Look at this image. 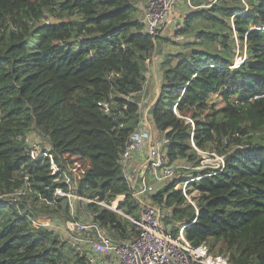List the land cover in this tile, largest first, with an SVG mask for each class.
Masks as SVG:
<instances>
[{
  "label": "trees",
  "instance_id": "trees-1",
  "mask_svg": "<svg viewBox=\"0 0 264 264\" xmlns=\"http://www.w3.org/2000/svg\"><path fill=\"white\" fill-rule=\"evenodd\" d=\"M190 1L198 8L176 34L193 39L164 65L149 115L168 141L170 163L198 167L192 143L222 156L224 168L187 171L200 177L187 186L197 213L173 190L185 177L152 198L186 223L193 247L205 244L230 264H264V0H245V11L242 0ZM136 11L131 0H0V264H88L86 252L68 257L52 230L31 225L59 207L68 211L64 200L45 206L35 195L5 196L24 178L47 199L57 186L48 158L25 154L19 138L31 131L91 201V220L120 240L138 238L137 226L93 202L125 195L118 207L135 211L120 158L138 124L137 94L156 46ZM215 94L224 107L209 102Z\"/></svg>",
  "mask_w": 264,
  "mask_h": 264
},
{
  "label": "built area",
  "instance_id": "built-area-1",
  "mask_svg": "<svg viewBox=\"0 0 264 264\" xmlns=\"http://www.w3.org/2000/svg\"><path fill=\"white\" fill-rule=\"evenodd\" d=\"M177 0H147L145 2L143 13L144 32L156 36L162 27V23L170 18L174 4ZM244 2V0H242ZM247 10L246 3H243ZM187 6L192 7L190 0H187ZM242 60L245 58V49L243 51ZM150 59V58H149ZM146 61V65L149 62ZM242 60H239L240 64ZM147 78L143 89L137 94V115L138 124L133 133L130 134L124 152L120 158V166L122 177L129 189V196L137 215L127 214L118 206L125 199V195L116 196L121 200L113 205V201L109 203L93 201L97 205L111 211L116 216L126 219L131 224L140 229L138 238L127 240H116L110 237L106 230L94 221H84L74 216L73 203L85 200L77 194V182L73 177L55 162L49 150L38 149L30 139V133L19 140L23 142L25 154L32 160L38 158H48L50 174L53 177V183L57 186L52 191L50 199L45 198L40 193H36L31 188V184L27 178H24V186L7 196L11 201L18 199L25 200L28 196L35 195L38 203L45 206L59 205V202H66L69 220L65 222L64 227L68 234L77 237L79 242H85L88 247L87 260L88 264H230L226 256H214L209 252L205 244L193 247L186 240L184 230L186 223L179 221L175 223V231L171 228L172 224L166 222L167 217H171V210L161 207L154 202L152 196L156 195L158 186L170 184L177 179L181 171L200 170L206 168L200 163L198 167H190L188 165H178L176 162L170 163L166 156V146L168 141H153L149 130L146 131L145 124L148 123L149 108H147L144 99L146 92ZM139 97L141 100H139ZM105 112H108L107 104H101ZM143 128V129H142ZM37 134V132H35ZM150 134V136H149ZM39 135V134H37ZM194 150L202 157L214 154L200 151L194 147ZM137 152H143L145 158L137 166L132 163L133 155ZM219 165L216 167L219 171L224 168L223 157H216ZM200 177L193 178L185 176V180L178 182L173 190L181 192L184 199L190 204L197 213L194 202L188 197V184ZM60 185H65L62 188ZM45 190H48L46 187ZM4 195H0V199ZM18 198V199H17ZM53 200V201H52ZM91 202L89 200H86ZM62 204V202H61ZM81 208V206H79ZM164 210L169 212L165 213ZM170 213V214H169ZM169 214V215H168ZM191 221V224L194 223ZM31 225L34 228H46L41 218H31Z\"/></svg>",
  "mask_w": 264,
  "mask_h": 264
},
{
  "label": "rangeland",
  "instance_id": "rangeland-1",
  "mask_svg": "<svg viewBox=\"0 0 264 264\" xmlns=\"http://www.w3.org/2000/svg\"><path fill=\"white\" fill-rule=\"evenodd\" d=\"M131 2L136 6V18L140 21L143 22L142 18H143V13H144V7H145V2L143 0H131ZM202 3V5L205 4H211L214 2V0H201L200 1ZM245 2V0H244ZM242 2V4L244 3ZM241 3V2H240ZM190 4L192 7H195V4L193 2L190 1ZM141 6V7H140ZM247 6V5H246ZM241 7V5H240ZM198 8V7H197ZM200 8H207V6H202ZM245 6L243 4V10L245 11ZM195 9H192L190 7L187 6V0H177L174 4L173 10L171 12V16L169 19H167L165 22L162 23V27L160 28V30L158 31V34L155 36L156 41H155V49L149 59L148 64L146 65V77H147V83H146V92H145V98L148 95V91L150 92V81L152 79V76L154 77L153 80V84H155L154 88L159 86L161 83V76L160 73H162V71L164 70V65L166 64V62L169 61V59L171 58V56H173L174 54H177L179 52H188V47H186V44L189 41H192V35L191 33L188 34H183V35H177L176 31L179 30V27H181L182 25V20L183 17H185V15L191 11H193ZM51 19H48V21ZM231 23V20H230ZM195 25V24H194ZM237 46H238V40H235V49L237 50ZM244 54V53H243ZM244 57V56H243ZM240 59H236L235 60V65H237L240 61ZM151 74V75H149ZM159 75V76H158ZM157 95V92L155 90V97ZM155 97L153 98V100L155 99ZM139 100H141V98L139 97ZM209 102H212L216 108H222L224 107V103L222 102V99L219 95L215 94L212 95L211 98L209 99ZM149 115V112H147ZM146 118L148 119L149 123L145 124V129L146 131L149 130V133L152 136L153 141H163L165 140L164 134L157 131L153 125L151 116L146 115ZM143 129V128H142ZM149 134V136H150ZM30 136H32L30 139L33 141L32 143L34 145H36L38 147V149H42V150H49V145L48 142L43 139L40 135H37L34 131L30 132ZM210 154V153H208ZM214 154V153H211ZM200 155V154H198ZM216 157H221L218 156L216 154H214ZM215 156H209L206 155L204 157L201 156V161L200 163H202V165L206 168H215L218 167L219 162L218 160L215 158ZM178 165H186L185 162L182 161H177L176 162ZM177 176H181V177H185V176H190V174L187 173V171L182 172L181 174L177 175ZM192 177V175L190 176ZM179 179V178H178ZM167 184V183H165ZM164 184V186H166ZM164 186H158V190L163 189ZM188 197L193 200V197L196 196V192H192L190 195L187 194ZM119 198V197H118ZM118 198H116L114 201H116ZM87 203H89L86 200H82L80 202L75 201L73 203V210L74 211V216L78 219L84 220V221H90L91 220V213L90 211H88L86 209V205ZM79 206H81V208H79ZM165 213L169 212L168 210H164ZM126 213V212H125ZM170 214V213H169ZM168 214V215H169ZM134 215H137V212L134 211ZM41 220H43V223L45 225H47L46 228L52 230L58 240L60 245H62L63 250L65 251V254L68 257L74 256L76 253H84L86 252L85 249H83L84 247L80 244V242L77 239L76 235H70L66 232L64 224L66 221L69 220L70 216H69V212L66 211L63 207H59L56 210V213L52 215H46L45 217H40ZM167 220L170 221V223L172 224L171 228L175 231V233H177V229H175V220L172 219L170 216L167 217ZM125 222V221H123ZM106 232L110 235V237H112L113 239H118L120 240V238H118V234L116 232H111L109 229H106Z\"/></svg>",
  "mask_w": 264,
  "mask_h": 264
},
{
  "label": "crops",
  "instance_id": "crops-1",
  "mask_svg": "<svg viewBox=\"0 0 264 264\" xmlns=\"http://www.w3.org/2000/svg\"><path fill=\"white\" fill-rule=\"evenodd\" d=\"M141 7V6H140ZM161 74L162 73H160V76H161ZM149 75H151V74H149ZM146 76V75H145ZM154 76V75H153ZM152 76V79H154V77ZM159 76V75H158ZM147 78V77H146ZM151 79V81H150V89H151V91L149 92L148 91V95L146 96V98L144 99V102H145V104H146V106H147V108H149L150 109V107H151V104H152V101H153V98L155 97V90H156V92H158V88H159V86H157V87H155L154 88V86H155V84H153V80ZM148 118H149V115H148ZM149 123V122H148ZM144 158H145V154L143 153V152H137L136 154H134L133 155V160H132V163H133V165L134 166H137L140 162H142L143 160H144ZM80 244L84 247L83 249H85V251H86V254L88 253V247H87V245L85 244V242L83 243V242H80Z\"/></svg>",
  "mask_w": 264,
  "mask_h": 264
},
{
  "label": "bare ground",
  "instance_id": "bare-ground-1",
  "mask_svg": "<svg viewBox=\"0 0 264 264\" xmlns=\"http://www.w3.org/2000/svg\"><path fill=\"white\" fill-rule=\"evenodd\" d=\"M121 200V198H118L116 201H113V205L117 204L119 201Z\"/></svg>",
  "mask_w": 264,
  "mask_h": 264
},
{
  "label": "clouds",
  "instance_id": "clouds-1",
  "mask_svg": "<svg viewBox=\"0 0 264 264\" xmlns=\"http://www.w3.org/2000/svg\"><path fill=\"white\" fill-rule=\"evenodd\" d=\"M237 65H239V64H237Z\"/></svg>",
  "mask_w": 264,
  "mask_h": 264
}]
</instances>
